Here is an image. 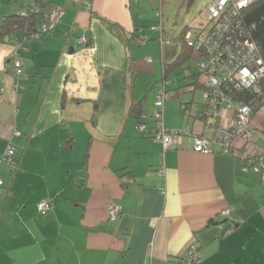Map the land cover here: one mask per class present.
<instances>
[{
  "label": "crops",
  "instance_id": "1",
  "mask_svg": "<svg viewBox=\"0 0 264 264\" xmlns=\"http://www.w3.org/2000/svg\"><path fill=\"white\" fill-rule=\"evenodd\" d=\"M36 1L0 0V22L39 9L34 33L0 40V264H180L191 244L199 264H264V182L218 145L195 152L185 135L164 153L152 138L163 85L143 78L151 41L139 40L163 35L151 18L157 0ZM57 8L60 21L43 33ZM194 100H168L166 127L212 135L218 122L184 115L181 102L203 112ZM251 124L247 149L264 154V106ZM11 144L16 172L1 161ZM43 200L52 205L44 214Z\"/></svg>",
  "mask_w": 264,
  "mask_h": 264
},
{
  "label": "built area",
  "instance_id": "2",
  "mask_svg": "<svg viewBox=\"0 0 264 264\" xmlns=\"http://www.w3.org/2000/svg\"><path fill=\"white\" fill-rule=\"evenodd\" d=\"M258 1L260 0H212L202 13L200 23L186 32V45L199 53L196 63L199 70L196 86L204 92L205 105L202 114L197 113V108L193 106H188L185 114L188 117L196 115L203 120L218 122L213 134L208 135L206 130L194 132L188 126L179 130H169L166 127L165 105L175 93L165 90L168 82L164 81L163 88L157 92L154 102L152 117L155 128L152 138L162 145L164 153L173 148L178 139L185 135L193 137L195 152L211 153L212 146L218 145L223 154H231L243 161L242 173L252 171L264 182V154L252 155L247 149L255 133L251 124L255 113L254 106H264V58L251 35V29L242 18L243 11ZM33 12L38 14L39 9L34 6L20 11L19 15L27 18ZM62 13L61 8L53 10L48 16V23L42 26L41 31L47 33L51 24L60 21ZM157 16L161 19V25L157 29L163 31L162 11L157 12ZM39 37L40 33H35L30 39L38 40ZM162 40L163 37L160 40L163 48ZM139 42L144 43L145 39L140 38ZM79 43L86 45L87 39L82 37ZM147 62L151 63L152 60L149 58ZM20 67V63L16 62V69ZM146 119L147 116H144L137 126L140 132L146 131ZM15 136L20 137L21 133L16 132ZM238 141L243 145L237 146ZM17 154L15 146L11 144L2 158L14 172L20 169ZM165 170L163 157L158 172L164 175ZM2 185L3 181L0 179V186ZM51 208L52 205L47 200L37 205V210L42 214ZM120 212L119 206H109L111 220H116ZM201 258L200 247L191 244L180 264H199Z\"/></svg>",
  "mask_w": 264,
  "mask_h": 264
},
{
  "label": "rangeland",
  "instance_id": "3",
  "mask_svg": "<svg viewBox=\"0 0 264 264\" xmlns=\"http://www.w3.org/2000/svg\"><path fill=\"white\" fill-rule=\"evenodd\" d=\"M211 1L212 0H163V5L161 8L163 9L162 25L164 31V40L168 43L170 42V44L164 47V52H161L160 41H158L157 39L151 40L152 33L150 34L148 31L146 37L144 36L145 41L149 40L147 42H151L148 43L149 48L147 50L143 49V51L146 52V55L143 57V59L145 57L151 58V60L153 61L151 63H148L147 66L150 65L149 67H153V69L151 68L150 71H147L144 66L145 72L143 74V78L148 77V75L150 76V78L154 77L152 81L157 80V82L153 84V86H157L158 89L162 87L164 82L162 72L163 62L171 63L175 59V56L178 57V53H181L183 47L182 35L184 30H188L191 27H196L197 24L200 23V21L202 20L201 15L205 11L206 6ZM154 10H156L157 12L160 11V0L156 1ZM154 15L155 14H153V17L151 18H155L154 22H156L157 27H160L161 21L159 19H156ZM149 30H151V28ZM159 32L161 33V31ZM150 47H153L154 50L150 51ZM198 59L199 53L195 51L188 61L189 63L187 62L188 64H193L192 66H194V71L198 70V67L196 66ZM188 66L189 65L184 64L185 68ZM184 80V73H182L180 69L170 72L167 77V89L171 90L174 87L180 86V83L184 82ZM203 93V90L200 88H198L194 93L190 94L180 92L178 98L174 100L179 101L183 100L184 98L188 99L189 96L192 95L194 96L195 103H197L203 111L205 105Z\"/></svg>",
  "mask_w": 264,
  "mask_h": 264
},
{
  "label": "trees",
  "instance_id": "4",
  "mask_svg": "<svg viewBox=\"0 0 264 264\" xmlns=\"http://www.w3.org/2000/svg\"><path fill=\"white\" fill-rule=\"evenodd\" d=\"M162 5H163V0H160V11L163 10L161 8ZM37 17H38L37 14L33 12L27 18L20 16L19 14L4 18L0 22V38H3L6 35L15 33V32L16 33L23 32L26 35H30L31 33H34L36 31L35 22H36ZM242 18H243V21L251 29V35L253 39L256 41V43L258 44L261 54L264 58V0H260L256 2L255 4L251 5L246 10H244ZM156 19H159L161 21L160 17H158L157 15H156ZM162 21H163V13H162ZM186 32L187 30H184L183 35H182L183 47H182L181 53H178V57L175 56L174 57L175 59L171 63L163 62L162 64L163 70H164V81H166L165 79L170 74V72L177 70V69H180L181 72L184 73V75L187 74L189 79L194 80V81L197 79V75L195 73L194 74L186 73L189 70H188V67L186 68L184 67V64H187V62L190 60V58L192 57L194 53L193 48L188 47L185 43ZM162 33H163L162 36H164V31H161V34ZM162 36L159 39V41L162 39ZM162 41H163L162 45H163V50H164V47L169 45L170 42L169 43L166 42L164 38ZM196 85H197V81L193 85L188 83V84L179 86L178 89H176L178 92H175V91L173 92L175 93V96L172 99H177L180 92L189 93V94L195 92L199 88ZM191 88H194V89L188 90ZM191 103L196 104L194 101H191ZM187 104L188 103L181 102V105L184 108L183 109L184 115H186L185 110H187L190 107V106L188 107ZM260 107L262 106H254L255 112ZM197 117L199 118V116Z\"/></svg>",
  "mask_w": 264,
  "mask_h": 264
},
{
  "label": "water",
  "instance_id": "5",
  "mask_svg": "<svg viewBox=\"0 0 264 264\" xmlns=\"http://www.w3.org/2000/svg\"><path fill=\"white\" fill-rule=\"evenodd\" d=\"M1 161H2V159H1Z\"/></svg>",
  "mask_w": 264,
  "mask_h": 264
}]
</instances>
